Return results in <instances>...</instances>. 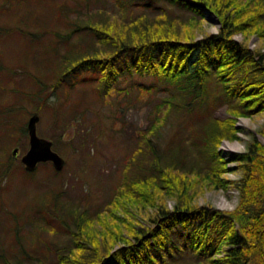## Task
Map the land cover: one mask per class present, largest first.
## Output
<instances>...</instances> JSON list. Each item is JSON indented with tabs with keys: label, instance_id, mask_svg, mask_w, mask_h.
<instances>
[{
	"label": "trees",
	"instance_id": "obj_1",
	"mask_svg": "<svg viewBox=\"0 0 264 264\" xmlns=\"http://www.w3.org/2000/svg\"><path fill=\"white\" fill-rule=\"evenodd\" d=\"M113 1L116 11L89 10L90 0L78 3L73 17L57 10L64 17L63 30H55L54 37L68 48L56 58L44 52L31 90L21 93L35 103L38 116L52 110L59 126L64 116L80 121L81 100L69 105L67 96L76 85L87 84L90 92L80 96L85 99L90 93L98 104L119 91L125 79L152 78V88H163L167 95L153 104L152 118L140 132L150 164H134L138 159L131 157L127 168L132 163L136 167L105 210L96 217L85 210L77 213L76 227L63 228L66 244L49 241L46 249L52 259L44 253L30 264H264V145L253 135L244 152L225 158L218 150L223 139L238 138L237 118L264 114V51L248 44L252 35L264 42V0ZM202 7L218 18L216 32L204 30ZM237 34L242 40L235 38ZM56 41L51 46L55 50ZM13 73L3 65L0 68L3 78ZM213 84L229 116L211 118L202 127L210 160L203 180L210 188H226L230 182L222 174L229 162L236 163L239 196L235 208L228 211L195 206V192L190 190L196 182L190 183L185 170L162 164L156 145L176 122L184 126V119L197 112ZM5 89L0 85L1 94ZM13 92L20 93L17 88ZM20 104L2 105L0 144L6 145L2 139L8 137L18 145L20 137L27 136ZM118 109L122 116L129 110ZM258 132L264 135V122ZM16 156L0 158V180ZM17 169L25 176L34 173L22 164ZM169 198L175 199L171 209ZM59 200L62 203L58 189L45 192L37 203L53 202L57 207ZM138 217L148 224L139 225Z\"/></svg>",
	"mask_w": 264,
	"mask_h": 264
},
{
	"label": "rangeland",
	"instance_id": "obj_2",
	"mask_svg": "<svg viewBox=\"0 0 264 264\" xmlns=\"http://www.w3.org/2000/svg\"><path fill=\"white\" fill-rule=\"evenodd\" d=\"M81 1L0 0V68L3 65L15 72L11 78L8 74H5V78L0 76V85L6 88L0 93V110L5 103L19 101L25 127L29 117L36 114L35 103L24 98L21 92L31 90L32 76L44 52L56 58L68 48L66 43L57 42L54 37L55 30H63L64 17L61 18L57 10L61 8L64 16L73 17L75 7ZM113 2L90 0L89 10L101 8L110 11L113 8L116 11L118 7L113 6ZM204 18L206 33L216 32L219 27L217 18L210 13H206ZM250 38L251 47L264 48V42L259 43L254 35ZM236 39L241 40L242 35L237 34ZM53 41H56V50L51 48ZM154 84L152 78L135 75L121 82L119 91L114 90L104 102L98 104L94 103L90 93H86L88 97L85 99L80 96L89 88L87 84H79L67 95L69 105L73 103L74 106L76 101L81 100L79 109H82L77 113L79 122L67 120L64 116L65 122L59 118L60 125L57 126L52 110H46L42 117L40 115L36 124L37 135L55 142L53 149L65 161L60 171L46 162L40 163L31 176H25L17 168L21 164L20 157L28 149V136L20 137L18 145H14L8 137L2 139L6 145L0 144V158L4 159L5 155L13 157L15 147L18 153L13 159V167H9L7 176L0 180V264H5V261L16 264L19 260L22 264H30L35 257L42 259L44 253L52 259L46 245L49 241L60 246L66 244L68 237L63 228L66 225L76 227L74 218L77 213L85 210L96 217V213L105 210L118 187L123 185L124 178L134 171V164H150L149 151L142 142L140 132L144 131L152 118L153 104L167 95L163 88H152ZM15 88L20 92L15 94L18 99L13 92ZM124 88L129 93L125 94ZM217 89V85H211L205 102L197 108V112L184 119V126L180 127L176 122L175 126L168 128L156 145L157 153L163 157L162 164L170 163L185 170L190 183L196 182L191 188L193 190H190V193L195 192V206L228 211L235 208L238 202L236 184L240 172L235 170L236 163H228V171L222 174L230 182L226 188H210L203 180L210 160L202 127L211 118L223 120L229 116L226 106L221 105ZM119 107L129 110L122 116ZM263 122L264 114L237 118L235 127L239 138L220 142L218 150L222 156L228 158L244 151L247 142ZM256 137L264 145V135L258 132ZM227 143L234 144L236 151L224 149ZM138 147L142 148V152L138 151ZM131 157L138 159V162L134 161L136 163L127 168ZM58 189L62 190V203L59 200V206L56 207L53 202L37 203L45 192ZM174 200L167 199L168 208L173 207ZM138 222L139 225L148 224L141 217H138Z\"/></svg>",
	"mask_w": 264,
	"mask_h": 264
},
{
	"label": "water",
	"instance_id": "obj_3",
	"mask_svg": "<svg viewBox=\"0 0 264 264\" xmlns=\"http://www.w3.org/2000/svg\"><path fill=\"white\" fill-rule=\"evenodd\" d=\"M39 120L37 114L29 117L26 130L28 136V149L20 157V162L24 169L33 172L38 164L49 162L56 171H60L64 166L63 157L52 148V141L39 137L36 131V124ZM18 153V148L15 147L12 151L13 155Z\"/></svg>",
	"mask_w": 264,
	"mask_h": 264
},
{
	"label": "bare ground",
	"instance_id": "obj_4",
	"mask_svg": "<svg viewBox=\"0 0 264 264\" xmlns=\"http://www.w3.org/2000/svg\"><path fill=\"white\" fill-rule=\"evenodd\" d=\"M202 10L204 11V16H206V13H210V14H212V15H214L211 11H209L207 8H203L202 7ZM216 17V16H215ZM217 18V17H216ZM217 21H218V23H219V20H218V18H217ZM219 26H220V24H219ZM219 28V27H218ZM217 31V30H216ZM251 37V36H250ZM256 37V36H255ZM235 38H236V36H235ZM257 38V37H256ZM250 39L251 38H249V40H248V44H249V47L250 48H252V49H255V48H253V47H251V45H250V43H249V41H250ZM258 39V38H257ZM238 40V39H237ZM242 40V39H241ZM240 41V40H239ZM259 41V40H258ZM259 43H261V42H259ZM261 50L262 51H264V48H261ZM241 117H239L238 119H240ZM258 133V132H257ZM256 133V134H257ZM256 134L254 135L255 137H256ZM238 136V135H237ZM238 138H239V136H238ZM238 138H236V139H234V140H238ZM257 138V137H256ZM226 140V139H225ZM233 140V141H234ZM258 140V139H257ZM227 141H232V140H227ZM259 141V140H258ZM224 149H226V150H229V151H236V147H235V145L234 144H229V143H227V144H224ZM245 149H246V146H245ZM245 149H244V151H245ZM244 151H241V152H244ZM241 152H236V153H241ZM226 158V157H225ZM229 158V157H228ZM229 163H234V162H229Z\"/></svg>",
	"mask_w": 264,
	"mask_h": 264
}]
</instances>
